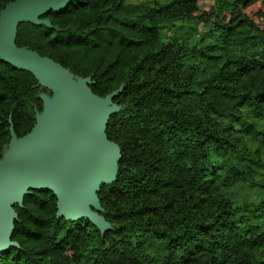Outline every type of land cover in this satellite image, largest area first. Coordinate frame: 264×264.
Returning <instances> with one entry per match:
<instances>
[{
	"label": "trees",
	"instance_id": "16d2710c",
	"mask_svg": "<svg viewBox=\"0 0 264 264\" xmlns=\"http://www.w3.org/2000/svg\"><path fill=\"white\" fill-rule=\"evenodd\" d=\"M13 0H0V11ZM21 20L17 47L48 56L117 108L104 124L119 149L96 190L101 229L57 216L30 189L0 264H264V0H71ZM211 27L192 43L165 23ZM29 70L0 59V158L43 102Z\"/></svg>",
	"mask_w": 264,
	"mask_h": 264
},
{
	"label": "water",
	"instance_id": "95a60500",
	"mask_svg": "<svg viewBox=\"0 0 264 264\" xmlns=\"http://www.w3.org/2000/svg\"><path fill=\"white\" fill-rule=\"evenodd\" d=\"M70 1L13 0L0 11V59L31 71L39 85L56 91L72 118L64 134L51 140L39 128V113L23 136L17 137L10 125V140L0 158V251L16 244L10 240L15 217L12 203L21 202L30 189L50 190L56 197L57 216L85 217L101 229L108 227L97 212L96 190L114 177L119 156L118 146L103 132L109 113L117 108L111 98L119 89L98 96L86 86L89 77L77 78L52 58L14 44L19 21L48 24L39 15L60 11ZM27 146L39 148L42 155L33 160L17 158Z\"/></svg>",
	"mask_w": 264,
	"mask_h": 264
},
{
	"label": "rangeland",
	"instance_id": "374dc122",
	"mask_svg": "<svg viewBox=\"0 0 264 264\" xmlns=\"http://www.w3.org/2000/svg\"><path fill=\"white\" fill-rule=\"evenodd\" d=\"M213 0H199L202 9L208 8ZM161 30L167 39L181 38L192 43L198 36H207L211 27L194 20H175L165 23ZM40 96L43 107L39 112V128L48 140L64 134L66 128L72 122L70 115L61 106L59 95L53 89L40 85ZM42 151L34 146L21 148L17 158L33 160L42 155Z\"/></svg>",
	"mask_w": 264,
	"mask_h": 264
}]
</instances>
